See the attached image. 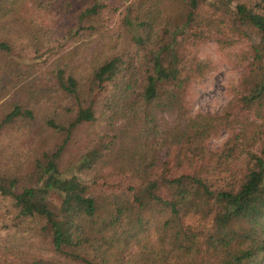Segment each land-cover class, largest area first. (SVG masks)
Masks as SVG:
<instances>
[{
  "label": "trees",
  "instance_id": "trees-1",
  "mask_svg": "<svg viewBox=\"0 0 264 264\" xmlns=\"http://www.w3.org/2000/svg\"><path fill=\"white\" fill-rule=\"evenodd\" d=\"M25 2L66 23L40 64L13 63L0 41V198L33 231L25 248L0 241V264H264V0H126L114 30L104 0H0V17ZM242 38L229 103L191 113L188 89L209 70L191 47ZM13 132L23 143L7 152ZM169 145L190 172L156 174ZM103 171L133 182L91 193L80 174Z\"/></svg>",
  "mask_w": 264,
  "mask_h": 264
},
{
  "label": "rangeland",
  "instance_id": "rangeland-1",
  "mask_svg": "<svg viewBox=\"0 0 264 264\" xmlns=\"http://www.w3.org/2000/svg\"><path fill=\"white\" fill-rule=\"evenodd\" d=\"M126 0H104L107 5L104 19L105 26L114 30L118 24V19L122 13ZM231 5L237 2L253 3L254 0H229ZM63 16L55 10L47 8H36L28 2L23 3L15 9V14L9 13L0 17V41L7 42L13 53L11 61L20 66L26 63L38 61L40 64L44 59L51 57L52 51L48 49L54 41L59 39L62 29H65ZM171 28L177 27L182 22L181 18H173ZM248 44L246 39H240L236 43L227 47H220L211 39L196 42L191 51L200 59L209 62L208 72L201 78L191 83L186 95L187 107L191 113L202 111L215 113L224 108L232 98L233 87L237 83L240 75V67L234 63V56ZM4 59V54L0 52V62ZM3 72V70H2ZM10 74V73H9ZM8 74V75H9ZM34 79L36 76L34 75ZM15 83L12 79L11 82ZM106 82L102 90L94 89L92 95L95 98L105 97L107 91L111 89V83ZM10 86L4 99H10L16 95V86ZM2 135L1 137H3ZM226 137V133L210 138L206 144L209 150L217 149ZM23 143L21 134L13 132L8 140H3L1 149L9 152L13 145L17 148ZM176 148L169 145L163 148L159 165L156 169L157 175H176L182 172H190L192 160L184 155L175 156ZM0 157H3L1 154ZM81 178L87 181L91 193L123 192L127 185L133 182L129 175L119 173L112 174L103 171L97 178L80 174ZM49 199L56 203L58 198L51 194ZM12 208L7 199L0 198V241L3 245L9 244L12 239L16 247H23L27 243L33 231H20L19 223L13 217ZM35 222V221H34ZM194 225V218L188 219ZM31 223L27 221V224ZM32 226L35 223H31Z\"/></svg>",
  "mask_w": 264,
  "mask_h": 264
}]
</instances>
